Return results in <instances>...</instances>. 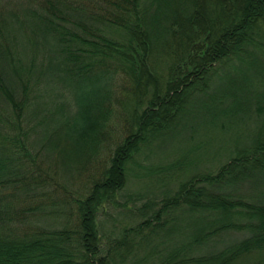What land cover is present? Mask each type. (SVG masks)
Returning a JSON list of instances; mask_svg holds the SVG:
<instances>
[{
  "label": "trees",
  "instance_id": "obj_1",
  "mask_svg": "<svg viewBox=\"0 0 264 264\" xmlns=\"http://www.w3.org/2000/svg\"><path fill=\"white\" fill-rule=\"evenodd\" d=\"M256 51L264 56V0H0V264H264L262 135L214 172L136 206L132 216L142 218L108 244L97 230L99 210L125 187L126 165L147 134L160 132L214 68L258 60ZM155 52L169 59L161 83L150 64ZM89 79L93 91L77 95L75 82ZM54 90L73 108L41 125ZM123 90L139 97L114 142L109 120ZM33 132L43 142L37 156L52 167L43 169L29 150ZM63 137L90 151L64 157L60 170L54 152H62ZM101 148L106 159L96 175L84 176L76 194L60 190L59 176L76 179ZM181 215L189 218L184 228L175 223ZM55 216L63 217L59 226L50 222ZM159 230L179 241L170 248Z\"/></svg>",
  "mask_w": 264,
  "mask_h": 264
},
{
  "label": "rangeland",
  "instance_id": "obj_2",
  "mask_svg": "<svg viewBox=\"0 0 264 264\" xmlns=\"http://www.w3.org/2000/svg\"><path fill=\"white\" fill-rule=\"evenodd\" d=\"M256 55L258 60L251 57L237 63L233 59L216 66L208 80L204 79L194 85L191 94L183 100L178 114L162 126L160 132L153 131L147 134L140 153L126 165L125 187L116 194L113 203L106 204L97 214V230L102 245L119 236V227L132 226L137 218L138 220L142 218L132 216L136 206L140 207L152 200L158 201L163 195L170 194L177 183L193 174L214 172L222 162L233 156L237 149L248 146L256 136H264V102L261 97L264 95V56L261 57L259 51H256ZM150 61L159 82L166 81L168 57L155 52ZM92 83V79L88 82H75L76 87L73 91L80 96L86 91L92 92L95 88ZM47 95L46 102L42 105L44 108L39 113V118L37 117L41 125L49 124L51 115L61 113L62 110L67 115L73 108L69 105L70 96L64 91L54 90ZM117 97L122 107L118 106L119 109L116 108L109 120L113 134L111 139L114 142L126 133L125 125L128 127L132 121L139 94L123 90L117 93ZM137 110L139 114L141 107ZM92 114L93 112H89L87 116L92 118ZM83 122L80 118L72 121L76 127ZM102 132L109 136L108 127ZM39 136L31 133L26 139V144L37 161H41V167L47 169L52 166L48 165L42 156H37L38 149L43 147ZM74 139L76 142L71 140L66 142L63 137L60 144L62 152H54L55 165L60 170H63L59 164L64 157L73 155L79 157L82 154L87 155L90 151L89 148L82 149L83 143L79 142L80 139L75 137ZM106 153L107 151L101 148L89 157L85 165L87 171L84 170L83 174L76 176L74 180L59 176L57 182L60 190L63 188L76 194L81 179L87 175L94 176L101 169L100 165L105 163ZM63 164L67 168L69 160ZM62 218L55 216L50 222L59 226ZM44 220L37 218V224L44 223ZM187 222H189L187 215H181L175 221L179 228L180 224L184 225V228ZM158 237L159 240L165 239L170 248L180 238L173 232L167 234L165 230H159ZM146 243L148 242L140 241L139 246ZM147 250L144 247L138 256H143ZM150 255L151 252L148 256ZM148 261L156 264L155 260Z\"/></svg>",
  "mask_w": 264,
  "mask_h": 264
}]
</instances>
